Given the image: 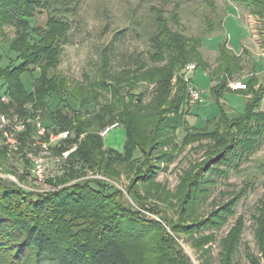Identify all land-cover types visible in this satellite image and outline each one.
I'll return each mask as SVG.
<instances>
[{"label":"rangeland","instance_id":"obj_1","mask_svg":"<svg viewBox=\"0 0 264 264\" xmlns=\"http://www.w3.org/2000/svg\"><path fill=\"white\" fill-rule=\"evenodd\" d=\"M16 1L20 9L0 18L1 25L7 18L0 29L3 67L19 64L17 54L10 53L13 42L33 44L37 57L31 54L29 61L32 57L34 61L21 68L27 70L21 78L25 88L31 91L43 70H56L73 89L79 84L93 87L100 96L98 103L83 108L89 118L115 99L104 91V82L119 86L140 64L148 70L164 66L148 58L157 19L169 21V15L177 14V28L189 38L202 37V45L170 80L164 72L159 84L121 87L126 116L117 115L108 124L118 127L102 138L98 159L102 161L95 170H81L74 176L73 167L53 164L52 153L47 179H61L70 172L68 181L55 188L19 177L29 166L28 155L42 153L24 145L27 138L19 135V151L12 155L0 140V178L31 193L68 190L85 182L99 184L103 193L89 201L92 206L101 204L104 212L64 217L62 242L83 227L88 238L102 234L120 240L132 264H264L261 21L232 0H214L223 13V30L217 33L207 32L205 19L211 13L200 0H37V9L32 0ZM25 15L28 23L18 26L16 17ZM38 33L46 35L44 43ZM225 45L228 55L221 54ZM47 51L51 54L44 60ZM238 84L245 87L237 89ZM192 89L201 93V100L192 101ZM252 91L259 105L250 111L248 122H233L244 112L247 100H255ZM84 93L92 98L91 90ZM222 110L230 122L219 125ZM253 112L263 118H254ZM33 113L42 118L41 111ZM4 115L13 124L24 118L15 112ZM125 127L132 133V148L142 145L143 153L136 151L124 160L116 154L125 153ZM216 128L215 135H208ZM30 140L42 142L35 133ZM108 150L116 154L105 153ZM194 176L197 181L191 185Z\"/></svg>","mask_w":264,"mask_h":264},{"label":"trees","instance_id":"obj_2","mask_svg":"<svg viewBox=\"0 0 264 264\" xmlns=\"http://www.w3.org/2000/svg\"><path fill=\"white\" fill-rule=\"evenodd\" d=\"M36 1H29L31 4L33 3V9L39 8ZM200 1L211 13V17L205 19L207 32L217 33L218 30H223V13L219 12L214 0ZM232 1L248 8L261 21L264 33V0ZM15 2L17 1L15 0ZM15 2L0 0V18L2 16L9 17L8 14L12 15L20 9V6ZM6 19L3 21V25ZM157 20L159 22L156 24L155 33H153L152 51L149 52L148 58L155 65L163 63L164 66L148 70L146 65L140 64L136 69L128 72L125 82L123 80L118 82L121 85H108L104 82V91L109 92L115 99L111 101L110 105L104 106L93 118H89L82 110L98 103L100 92L93 90V87L88 88L82 84L76 85V88L73 89L67 79L60 76L56 70H43L36 79L33 89L27 90L21 79L27 70L21 68L25 63L34 61L32 58L37 57V55H34L33 44L29 45L28 42L26 45H20L18 43L23 42H13L10 53L17 54L18 65L3 67L4 55L0 51V104L2 105L0 114L11 116L15 112L21 118H26L36 115L33 112L41 111V119L48 130V134L62 131H69L72 134L71 139L61 141L53 147V154L60 155L71 150L73 146H78L77 150L70 154L62 168L73 167L69 171L74 173V176H78L81 170H95L102 161L98 159L103 153V142L102 137L98 136L99 131L107 128L117 115L119 117L126 116L124 112L122 114L121 109V105L124 106L120 95L121 87H127L128 84L133 89L140 83L159 84L161 74L164 72L170 80L179 70L187 66L191 58H194L191 52L195 53L202 45V37L189 38L177 28L179 25L177 14L169 15V21L162 18ZM15 21L19 23L18 26L20 27L24 25L23 23H28L26 15L24 17L17 16ZM3 25L0 24V29ZM36 35L42 39L41 42L46 38V35L41 36L39 33ZM26 39L28 41V37ZM43 47L46 48L47 46ZM50 52L47 51L44 60L51 54ZM228 53L230 54L225 45L221 54L228 55ZM31 54L34 56L29 61ZM228 68L230 69V66ZM88 89L93 92L91 99L85 97L84 92ZM243 90L240 89L239 91ZM78 93L80 94L78 95ZM244 93L248 95L247 91ZM254 93L256 92L252 91V94ZM3 94L9 96V104L1 102ZM253 96L255 100H247L244 112L238 118L232 119L233 122H246L250 118V111H253L252 108L260 103L257 100V94ZM26 106H30V110H25ZM112 106H117L118 109L112 110ZM252 114H254V118H263L256 112ZM226 122H230V118L223 111V118L219 119L217 124L223 125ZM125 128L127 136L125 153L119 155L109 150L105 153L116 154L117 157L124 160L129 154L133 155L136 151L140 154L143 153L142 145L140 147L136 145L137 149L132 148V133L127 127ZM34 132V126L28 124L27 131L20 134L21 137L27 138L24 145L30 147L32 143L30 136ZM216 133L217 128L208 135L213 136ZM1 139L2 134L0 132ZM118 159L120 160V158ZM27 161L29 166H26V173L24 172L19 177L27 178L30 176V161L28 159ZM69 173V177L67 175L61 179H51L52 177H50L47 179V184L58 188L59 184L68 181L71 175ZM196 181L197 176H194L191 185ZM97 187L99 184L85 182V184H75L68 190L58 191L54 189L51 192L31 193L6 179L0 178V264H132L123 244L115 237L109 238L99 234L96 237L88 238L86 230L81 227L80 230L75 231L76 235L68 241L62 242L59 238L65 221L63 218L67 215H80L86 218L104 212V207L101 204L98 206L93 204L92 206L91 201H89V197L95 196L96 198V196H100L96 193H103Z\"/></svg>","mask_w":264,"mask_h":264},{"label":"built area","instance_id":"obj_3","mask_svg":"<svg viewBox=\"0 0 264 264\" xmlns=\"http://www.w3.org/2000/svg\"><path fill=\"white\" fill-rule=\"evenodd\" d=\"M241 84L237 85L238 88H244ZM191 98L192 101L201 100V93L195 89L191 90ZM9 100V96L7 94H3L1 96V102L6 103ZM18 124H13L9 117L4 114L0 115V132L2 134V139L8 144L9 154H15L19 151V141L17 140L18 136L27 131L28 124H32L34 126L35 135L38 136L39 140L42 141L40 143H31V147H36L41 149V154L33 157L28 155V160L30 161L29 173L32 179L37 181L41 185L47 184V172L50 167L48 162V158L50 155L52 156V148L58 145L61 141H66L71 139L72 134L69 131L62 132H50L48 134L47 128L44 126L43 121L40 116L34 115L31 117L23 118L22 120L17 122ZM118 124H114L105 128L101 132V137H107L113 129H116ZM49 139L47 143L44 140ZM39 146V147H38ZM78 146H73V148L69 151L63 152L60 155H53L52 162L54 165L65 166L67 159L70 154L77 150ZM35 150V149H34ZM26 168L21 171V174H24ZM15 182V181H14ZM38 184V185H39Z\"/></svg>","mask_w":264,"mask_h":264}]
</instances>
